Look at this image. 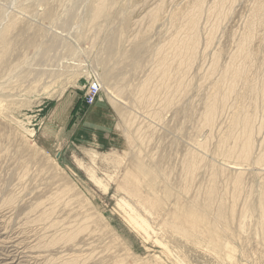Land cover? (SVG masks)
Wrapping results in <instances>:
<instances>
[{
  "label": "rangeland",
  "instance_id": "obj_1",
  "mask_svg": "<svg viewBox=\"0 0 264 264\" xmlns=\"http://www.w3.org/2000/svg\"><path fill=\"white\" fill-rule=\"evenodd\" d=\"M99 3L0 0V264H264V0Z\"/></svg>",
  "mask_w": 264,
  "mask_h": 264
},
{
  "label": "bare ground",
  "instance_id": "obj_2",
  "mask_svg": "<svg viewBox=\"0 0 264 264\" xmlns=\"http://www.w3.org/2000/svg\"><path fill=\"white\" fill-rule=\"evenodd\" d=\"M110 1V0H109ZM97 2H99V1H97ZM93 3H94V1H93ZM43 4V3H42ZM107 0H101V3H99V4H94V5H91V6H89V19H90V21L93 23V21H96L97 19H99L100 18V16H102L103 15V13H104V11L106 10L105 8H107ZM161 6V5H160ZM85 7V6H84ZM159 8V7H158ZM87 9V8H86ZM85 9V10H86ZM156 9V8H155ZM162 9V8H161ZM158 12L160 11V10H157ZM154 13H157V12H154ZM152 15H154V14H152ZM153 17H155V16H153ZM197 15H193L191 18H188L187 17V22H186V29L188 30V32H189V36L187 37V38H185V39H181V40H176L175 42H177V43H175V45H176V49L175 50H177V52H176V54L175 55H177L179 58H182V60H184L183 59V56H184V58L186 57V55H189V56H191V54H193V52H194V50H195V48H196V44H197V26H198V20H197ZM53 18V17H52ZM125 18V17H124ZM146 18V17H145ZM156 19H157V17H156ZM14 20V19H13ZM124 20V19H123ZM18 21V20H17ZM153 21V20H152ZM97 22V21H96ZM14 24H15V21L13 22H10L7 26H5L4 28H2L1 30H0V62L1 61H3L4 60V58H5V56H6V54L8 53V51L10 50V43H11V41H9L10 39H9V36L8 35H10L9 33H10V31H11V29L13 28V26H14ZM142 24V23H141ZM66 25V24H65ZM88 26V25H87ZM16 28V27H15ZM100 28H101V26H100ZM123 31H125L124 29H123ZM121 31H119V33H120ZM113 34V33H112ZM124 33L123 32H121V34H120V36L121 35H123ZM116 35H118L117 34V32H116ZM113 37H114V34H113ZM113 37H109V39H107V41H105V43H106V46L104 45V47L106 48V51L108 52V54L110 55V56H114L116 53H114V52H116L115 50L117 49H115V47H112V42H111V38H112V41H113ZM118 37V36H117ZM80 38V37H79ZM115 38V37H114ZM119 38H121V37H119ZM122 38H123V36H122ZM116 40H117V38H115ZM124 40V39H123ZM118 41V40H117ZM122 42H124V41H122ZM173 43V42H172ZM114 44V43H113ZM119 44V43H118ZM115 45V44H114ZM167 45V44H166ZM174 45V46H175ZM172 46V45H171ZM46 47V46H45ZM45 47H42V48H45ZM173 47V46H172ZM47 48V47H46ZM74 48V47H73ZM72 47H71V49H73ZM119 48V47H118ZM175 48V47H174ZM173 48V49H174ZM50 49V48H49ZM67 49V48H66ZM103 49V48H102ZM160 49V48H159ZM163 49V48H162ZM47 49H45V51H46ZM51 50H52V48H51ZM41 51H43V52H45L44 51V49L43 50H41ZM74 52H73V54H75V50H73ZM119 51V50H118ZM118 51H117V53H118ZM168 51V50H167ZM172 51V50H171ZM48 52V51H47ZM174 52V51H173ZM46 53V52H45ZM105 53V52H104ZM127 53V52H126ZM41 54V53H40ZM72 54V53H71ZM134 54V53H133ZM132 54V55H133ZM168 54V53H167ZM171 54V53H170ZM173 54V53H172ZM42 55V54H41ZM126 55V54H125ZM131 55V56H132ZM105 56V55H104ZM194 56V55H193ZM109 57V56H108ZM121 57V56H120ZM104 58V57H103ZM110 58V57H109ZM114 58V57H113ZM116 58V57H115ZM178 58V59H179ZM191 58H192V56H191ZM170 59V58H169ZM104 60V59H103ZM106 60V59H105ZM161 60H165L164 58H162ZM114 61V60H113ZM157 61H159V60H157ZM168 61V60H167ZM180 61H181V59H180ZM179 61V62H180ZM116 62V61H115ZM160 62V61H159ZM182 62V61H181ZM163 63V62H162ZM104 64H105V62H104ZM161 64V63H160ZM169 64V63H168ZM181 64V63H180ZM162 65V64H161ZM162 66H164L163 68L165 69V67L167 68V63H165V61H164V64L162 65ZM176 66V65H175ZM114 67V66H113ZM183 67V66H182ZM159 68V67H158ZM111 69V68H110ZM115 69V68H114ZM117 69V68H116ZM162 69V68H161ZM171 69H173V68H171ZM183 69V68H182ZM163 70V69H162ZM178 71V70H177ZM166 71H163V75L164 76H166V73H165ZM174 72V71H173ZM162 73V72H161ZM116 74V73H115ZM114 74V72L112 71V70H109V69H106L104 72H103V74L101 75V78H100V80H99V82H100V84H101V86H102V88H103V83L105 82V80L106 81H109V80H111V79H113V75H115ZM171 74V73H170ZM172 75V74H171ZM112 81V80H111ZM165 82V81H164ZM150 87V86H149ZM117 93H119V91L117 92ZM155 94V93H154ZM153 96V95H152ZM149 98V97H148ZM217 111H216V105L214 104V103H212L209 107H208V109H207V112H206V117H205V119H206V121H207V123H210L212 120H213V118H214V115H216L215 113H216ZM211 124V123H210ZM250 148H251V144H250V141L248 140L246 143H245V146H244V148H243V151H242V153H243V155L245 156V157H248L249 156V153H250ZM187 163H189L188 164V168L189 169H192L193 168V164L189 161V162H187ZM138 168H139V172L145 177V178H147V180H148V183L150 184V185H152L153 184V182H154V180H153V176H152V174H151V171H149L147 168H146V166L144 165V164H142V163H139L138 165ZM239 180V178H237L236 179V185H237V181ZM167 193H170V191L169 190H167ZM180 202V201H179ZM259 207H264V201L263 200H261L260 201V203H259ZM223 212H224V208L222 207V208H220V212H219V216H222V214H223ZM186 223H189V224H191V227H193L195 230H199L200 229V227H201V225H202V223H203V221H202V219H201V217L198 215V214H196L195 212H190L189 213V219L186 221ZM221 244V242H216L214 245L215 246H221L220 244ZM224 245V244H223ZM227 247V246H226ZM228 247H229V245H228ZM216 248V247H215Z\"/></svg>",
  "mask_w": 264,
  "mask_h": 264
},
{
  "label": "built area",
  "instance_id": "obj_3",
  "mask_svg": "<svg viewBox=\"0 0 264 264\" xmlns=\"http://www.w3.org/2000/svg\"><path fill=\"white\" fill-rule=\"evenodd\" d=\"M101 91L102 86L99 81H93L90 83L85 97V102L88 105L94 104L97 98L100 96Z\"/></svg>",
  "mask_w": 264,
  "mask_h": 264
},
{
  "label": "crops",
  "instance_id": "obj_4",
  "mask_svg": "<svg viewBox=\"0 0 264 264\" xmlns=\"http://www.w3.org/2000/svg\"><path fill=\"white\" fill-rule=\"evenodd\" d=\"M95 104H96V103H95ZM95 104L92 106V108H91L89 114H91V113L93 112L94 107H95ZM97 104H98V106L100 107V110H99L98 113H96V115H97V114H101V113H102L103 115H105L107 109H106L105 107H103L102 104H101L100 102H97ZM89 114H88V116H89ZM103 120H104V119H103ZM104 121H105V120H104Z\"/></svg>",
  "mask_w": 264,
  "mask_h": 264
}]
</instances>
